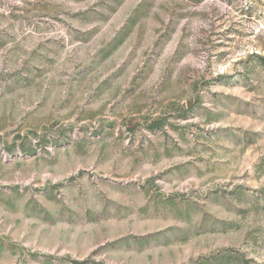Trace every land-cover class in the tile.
Wrapping results in <instances>:
<instances>
[{
  "label": "rangeland",
  "instance_id": "rangeland-1",
  "mask_svg": "<svg viewBox=\"0 0 264 264\" xmlns=\"http://www.w3.org/2000/svg\"><path fill=\"white\" fill-rule=\"evenodd\" d=\"M0 264H264V0H0Z\"/></svg>",
  "mask_w": 264,
  "mask_h": 264
},
{
  "label": "trees",
  "instance_id": "trees-1",
  "mask_svg": "<svg viewBox=\"0 0 264 264\" xmlns=\"http://www.w3.org/2000/svg\"><path fill=\"white\" fill-rule=\"evenodd\" d=\"M259 58V57H258ZM261 58V57H260ZM262 59H263V57H262Z\"/></svg>",
  "mask_w": 264,
  "mask_h": 264
}]
</instances>
